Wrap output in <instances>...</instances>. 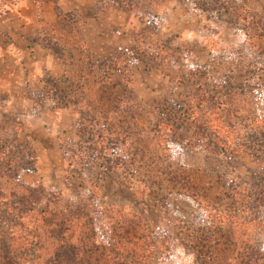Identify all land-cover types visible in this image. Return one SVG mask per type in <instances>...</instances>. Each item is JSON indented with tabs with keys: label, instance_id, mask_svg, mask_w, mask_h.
<instances>
[{
	"label": "trees",
	"instance_id": "16d2710c",
	"mask_svg": "<svg viewBox=\"0 0 264 264\" xmlns=\"http://www.w3.org/2000/svg\"><path fill=\"white\" fill-rule=\"evenodd\" d=\"M136 3L140 1L113 0L110 5L96 2L91 12L97 17L112 8H123L148 16L147 30L152 26L155 28L149 34L153 42L146 45L145 33H138L137 41L141 43L131 53L121 52L98 59L85 45L83 49L74 45L81 53L74 58L75 50L70 49L63 39L69 35L65 32L68 25L61 22L56 26L60 34L53 30L52 36L45 37L44 42L51 50L57 55L68 51L71 61L62 79L46 86L43 92L32 95L34 108L31 115L38 114L47 105L54 109L77 111L81 116L76 125L79 142L61 145L66 170L81 176L92 167L100 175L127 168L129 182L132 185L141 182L150 192L164 193L168 190L164 188L163 178L158 181L157 173L173 174L171 167L155 168L160 152L169 158L176 153L180 160L186 148L205 150L212 155H249L259 162L257 189L253 191L233 180L219 178L218 185L227 190L231 206L222 211L212 206L214 213H210L208 223L204 225L194 221L192 227L194 230L203 229L200 237L208 233V239L212 232L226 228L232 230L233 225L239 230L254 226L264 230V16L238 0L190 2L198 14L209 12L233 28L239 42L235 47L237 54L231 55L230 59L239 62L235 64L236 70L244 77L243 82L235 86L233 70L228 71L224 79L214 80L205 68L186 65L183 71L177 69V73L171 75L160 70V65H152L164 54L155 39L164 18L158 12L153 17L146 12L141 13ZM73 16L77 22V15L68 17ZM82 23L86 24L87 20ZM174 50L181 52L178 48ZM176 58L178 56L173 57L170 63L175 65ZM137 63L144 64L147 74L156 68L163 71L175 87L189 88L184 102L165 100L160 104L144 105L138 101L133 87V66ZM7 116L0 119L1 255L5 251V256L11 257L13 263L36 259L41 264H109L107 260H92L93 254L104 249L114 255L111 264H149L147 259L149 261L155 256L154 264L176 263L174 249L169 246L168 239L164 242L159 240L166 235V238L172 237L166 230H161L160 237L158 231L150 229L147 233L148 227L143 226L140 227L143 230L140 238L135 239L130 234L114 239L110 231L116 237L117 229L126 220L113 219L92 203L89 213L81 205L65 202L61 193L27 184L24 175L37 170L33 144L29 137H22L21 117L11 114L8 125ZM143 119H155L150 126L156 142L154 146L133 131ZM169 143L174 144L173 148ZM169 150L173 153L169 154ZM141 169H147L148 175L140 173ZM154 174L157 181L149 182V176ZM122 175L126 178L125 174ZM187 189L188 185H185L181 197L200 208V199L196 195H188ZM76 234L81 240L90 238L89 245L85 242L81 247L69 245V236ZM190 237L196 242L183 244L184 250L190 247L193 251L187 253L190 261L184 264H212L209 246L200 241L196 232ZM247 247H234L232 258L235 259L230 264H264V247L253 245L251 252ZM160 254H164L162 261ZM238 259L241 263L236 262Z\"/></svg>",
	"mask_w": 264,
	"mask_h": 264
},
{
	"label": "rangeland",
	"instance_id": "374dc122",
	"mask_svg": "<svg viewBox=\"0 0 264 264\" xmlns=\"http://www.w3.org/2000/svg\"><path fill=\"white\" fill-rule=\"evenodd\" d=\"M139 1L140 3L136 4L139 5L138 10L141 13L146 12L153 17L154 13L158 12L164 18L160 31L155 38L159 41L164 54H161L163 55L162 58H156L152 62V65H160V70H164L171 75L175 72L177 73V69L180 72L183 71L186 65L205 68L214 80L224 79L227 72L233 70L235 72V86L243 82L244 77L242 73L238 69L236 70L237 66L235 64L239 62H234V60L230 59L231 55H235L237 51L235 47L238 45L239 40L233 28L223 19L209 12L198 14L191 5L192 11H188L190 12L189 16L180 17L174 11L171 19L167 20L165 14H167L168 6L173 0ZM238 1L248 9L264 16V0ZM96 2L110 5L113 0H94V3ZM145 16L148 17L146 14ZM74 18V16L66 17L61 22L68 25L65 32L69 35H66L63 39L66 40V45L70 46V49L73 48L75 50L74 58L81 55L78 47H82L83 49L84 45L95 58L108 57L96 56L87 47L82 40V34L78 28L79 25L73 20ZM44 30L45 37L52 36L55 32L53 30H58L57 34L59 33L58 27H46ZM124 31L131 38L129 49L126 52L124 50H117L111 56L121 52L126 54L133 52L134 47L139 46L141 43L137 41L140 37L137 35L138 33H145L146 45L153 42L149 34L154 32L155 28L152 26L151 29L147 30L146 25L141 30L130 29L126 31L124 29ZM74 45L78 47H74ZM174 48H178L181 52H176ZM57 56L65 66L71 61L68 51ZM177 56L178 58L174 59L175 65L170 63L173 61V57ZM160 70L154 68L151 73L147 74L144 64L139 63V65L133 66V87L138 101L144 105L160 104L165 100L184 102V97L189 92V88L183 86L175 87L169 83L168 78ZM180 77L179 79L181 80L182 78ZM45 107L54 109L49 105ZM57 113L52 112L36 125L27 123L26 126H22L20 121L22 134H24L22 137H29V140H31L37 165L36 172L24 175L27 184L34 187L41 186L48 191L61 193L65 202L72 205H81L89 213L92 211L89 206L92 203L104 209L105 213L112 216L113 219L126 220L123 225L121 224L122 227L117 229L116 237L110 231L111 238L114 239L130 234L134 238H140L143 233L140 227L143 226L149 229L145 232L150 233V229H153L158 231L157 233H160V237L161 230H166L167 234L172 235L173 238H166L168 236L166 235V237L159 240L160 242H164L168 239L169 246L174 249L173 258L176 260L175 264L189 263L190 260L187 253L190 254L193 251L191 252L190 247L184 250L183 244L190 245L196 242L195 238L191 239L190 237L193 232H196V236L201 238L200 241L203 240V244L209 246V250L211 249L212 264H230L235 259L232 257L234 256L233 251L236 250L234 247L237 246L247 247L249 244L247 247L250 249L249 252L253 251V247H251L253 245L255 247H260V245L264 247V230L258 229L257 226L248 230H239L233 225L232 230L226 228V230L217 233L212 232L211 235L209 234L211 236L210 239H208V233H205L204 237H200L201 233H204L203 229L196 228L194 230L195 227H192L194 221L204 225L208 223L207 221L211 216L210 213L214 210L212 206L220 208V211L225 207L231 206V199L226 196L227 190L218 185L219 178L224 177L225 179L233 180L235 183L248 187L253 191L257 189L260 181L259 162L251 156L212 155L205 150L186 148L180 160V156L176 153L169 158L165 153L162 155V152H160L161 157L157 156L159 159H157L158 163L155 168L166 169L171 167L173 171V174L169 176L162 174V172L158 174L155 171L158 175V181L163 178L164 188H168L164 193L150 192L141 182H133L134 184L132 185L129 182L130 175L127 168H125L126 170L118 169L110 174L100 175L94 167L90 166L92 167L91 170L84 171L81 176H76L72 175L65 168L61 145L65 142L70 143V145L79 142L80 137L77 134L76 125L81 116L75 110L69 112L60 111L58 115ZM7 115L6 121H8L9 125L11 114ZM154 121L155 119H143L133 130L138 133L139 137L145 138L151 146H154L156 143L154 136L150 133V126ZM169 140H171V137H169ZM169 145L173 148L174 144L169 143ZM167 152L169 154L173 153L171 150ZM140 173L148 175L149 171L141 169ZM122 174H125L126 178ZM157 175L149 176V182L157 181ZM185 185H188V189L186 190L188 191V195H196L200 199V208L195 207L191 201L181 197L180 193L183 192L182 189ZM202 190L204 195H202ZM209 203L210 206H208ZM220 211L218 210V212ZM133 225L135 226L133 227ZM137 225L138 228H136ZM79 238L78 234L76 236L70 235L69 245L81 247V243L85 242L86 245H89L91 242L90 238L85 240L84 238L82 240ZM8 245L10 244L7 243V247L9 248ZM106 245L108 246V244ZM5 255V251L4 255L0 254V264H41V261L36 259L27 261L16 260L13 263L12 258ZM159 257L162 261L164 254H160ZM92 258L93 261L98 262L100 260H107L111 264L114 260V255L109 251L100 249L97 254H93ZM152 258H149V261L147 259L146 263L154 264L156 256ZM236 262L241 263L240 259ZM170 263L173 264L172 261Z\"/></svg>",
	"mask_w": 264,
	"mask_h": 264
},
{
	"label": "crops",
	"instance_id": "0c3cea01",
	"mask_svg": "<svg viewBox=\"0 0 264 264\" xmlns=\"http://www.w3.org/2000/svg\"><path fill=\"white\" fill-rule=\"evenodd\" d=\"M191 1L173 0L165 18L171 19L174 11L180 17L189 16ZM93 3L94 0H0V119L13 114L21 117L22 126L36 125L52 112L73 111L43 107L38 114L31 115L32 95L43 92L66 71L57 54L44 42L46 27H56L62 19L77 15L83 42L102 57L129 49L131 38L124 29L141 30L147 25L145 15L123 8L93 16ZM83 20L87 23L83 24Z\"/></svg>",
	"mask_w": 264,
	"mask_h": 264
}]
</instances>
